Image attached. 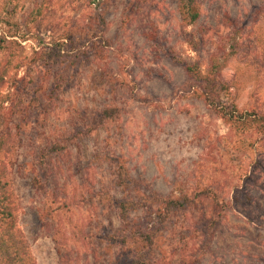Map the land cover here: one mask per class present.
<instances>
[{
  "label": "rangeland",
  "instance_id": "1",
  "mask_svg": "<svg viewBox=\"0 0 264 264\" xmlns=\"http://www.w3.org/2000/svg\"><path fill=\"white\" fill-rule=\"evenodd\" d=\"M196 2L187 23L179 0H0V132L19 138L37 264H264V133L231 126L187 70L264 113V0ZM171 197L187 205L166 213ZM147 228L153 245L114 239Z\"/></svg>",
  "mask_w": 264,
  "mask_h": 264
},
{
  "label": "trees",
  "instance_id": "2",
  "mask_svg": "<svg viewBox=\"0 0 264 264\" xmlns=\"http://www.w3.org/2000/svg\"><path fill=\"white\" fill-rule=\"evenodd\" d=\"M179 10L187 23L197 21L201 15L196 0H179ZM62 46V43L56 42L55 46L50 48V51L52 50L50 57L54 63H58L59 57L64 56L61 51L71 54L69 53L71 50L64 49ZM73 56H75V62H77L78 58L82 59L80 55L75 54ZM187 70L199 83L197 88L199 96L203 95L207 102H210L231 126L242 127L244 130L254 128L264 133V113L257 110H239L236 106H224L220 103L217 90L220 77L217 71L212 68L210 73L204 76L198 64L187 67ZM116 111L117 109L114 107H107L104 110L103 117L114 116ZM18 145L19 138L12 128L7 127L6 130L0 132V264H37L36 257L20 225L21 211L12 177L11 158ZM64 148H66L65 143L55 142L50 151L59 152ZM42 161L45 164L47 160L42 158ZM126 203L127 201L124 200L119 203L118 207L122 214L121 216L128 220L129 210L125 205ZM162 203L166 207V213L174 209L184 208L187 205L175 197L163 199ZM206 233L205 236L209 243L212 236L210 237L208 231ZM158 234L159 231L147 228L140 233H133L130 237L119 235L118 239H114L122 244L129 243L131 239H134L135 244L145 243L144 245L148 246L155 243ZM130 264H145V262H133Z\"/></svg>",
  "mask_w": 264,
  "mask_h": 264
}]
</instances>
